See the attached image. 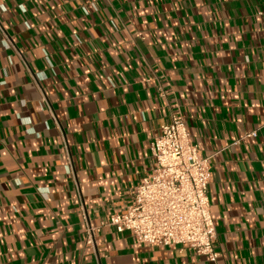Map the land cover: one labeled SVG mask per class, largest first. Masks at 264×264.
Masks as SVG:
<instances>
[{"label": "crops", "instance_id": "1", "mask_svg": "<svg viewBox=\"0 0 264 264\" xmlns=\"http://www.w3.org/2000/svg\"><path fill=\"white\" fill-rule=\"evenodd\" d=\"M177 111L218 259L113 226L87 245L82 206L125 211ZM0 264H264V0H0Z\"/></svg>", "mask_w": 264, "mask_h": 264}, {"label": "built area", "instance_id": "2", "mask_svg": "<svg viewBox=\"0 0 264 264\" xmlns=\"http://www.w3.org/2000/svg\"><path fill=\"white\" fill-rule=\"evenodd\" d=\"M256 132L247 134L255 136ZM154 166L131 190L123 212L100 225L90 223L84 206L85 241L95 247L103 227L129 232L141 243L171 247L186 245L215 262L217 228L210 209V157L192 141L181 112L171 115L151 143Z\"/></svg>", "mask_w": 264, "mask_h": 264}]
</instances>
